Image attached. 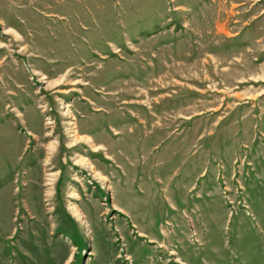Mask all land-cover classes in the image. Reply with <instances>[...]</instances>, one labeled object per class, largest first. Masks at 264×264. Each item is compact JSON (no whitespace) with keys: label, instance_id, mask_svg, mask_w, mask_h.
I'll return each mask as SVG.
<instances>
[{"label":"rangeland","instance_id":"rangeland-1","mask_svg":"<svg viewBox=\"0 0 264 264\" xmlns=\"http://www.w3.org/2000/svg\"><path fill=\"white\" fill-rule=\"evenodd\" d=\"M0 264H264V0H0Z\"/></svg>","mask_w":264,"mask_h":264}]
</instances>
